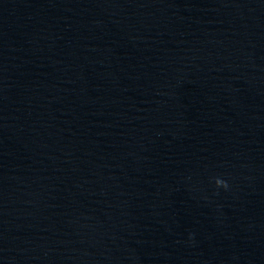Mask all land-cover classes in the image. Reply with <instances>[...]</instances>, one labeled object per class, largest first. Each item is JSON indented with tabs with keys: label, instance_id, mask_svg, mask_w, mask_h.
<instances>
[{
	"label": "clouds",
	"instance_id": "obj_1",
	"mask_svg": "<svg viewBox=\"0 0 264 264\" xmlns=\"http://www.w3.org/2000/svg\"><path fill=\"white\" fill-rule=\"evenodd\" d=\"M216 184H217V186L218 187H224L225 189L228 187V184L225 182V181H223V180H220V179H217L216 180Z\"/></svg>",
	"mask_w": 264,
	"mask_h": 264
}]
</instances>
